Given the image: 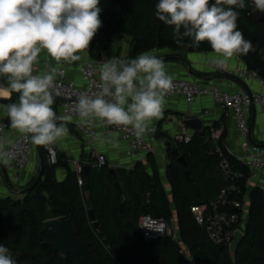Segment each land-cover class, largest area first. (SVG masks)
<instances>
[{"label":"trees","instance_id":"obj_1","mask_svg":"<svg viewBox=\"0 0 264 264\" xmlns=\"http://www.w3.org/2000/svg\"><path fill=\"white\" fill-rule=\"evenodd\" d=\"M157 2L101 0L103 25L87 48L90 54L96 58L95 50L106 49L111 55L112 38L118 33L133 38L134 47L129 52V59L141 52L159 49L172 51L158 57L164 63L185 61V52H213L207 41L194 46L191 38L185 37L183 43L178 44L173 38V28L156 17ZM245 2L244 9H235L240 13L238 30L251 41L253 49L247 55L237 56L249 69L264 77V12L257 10L252 0ZM106 21H109L108 25ZM204 141L195 134L189 143H179L187 166L169 150L171 163L166 175L172 199L165 190L152 155L147 158L152 174L139 161L130 170H115L113 178L108 165L91 166L88 175L84 172L78 175L63 154L58 155L57 164L50 165L44 147L40 146L45 163L40 173L23 190L21 197L0 198V243L12 251L16 264H85L79 254L64 256L53 248L45 223L61 219L73 223L77 237L90 251L93 264H190L188 256L193 264H264L262 188L254 187L248 191L242 183L243 195L248 193L249 209L243 229L245 238L235 261L228 246L212 242L205 227L195 219L192 207L209 205L222 186L220 159L217 154H208L204 150ZM222 144L226 151L224 140ZM229 158L233 168L248 175L247 168L239 160L230 155ZM59 167L67 170V177L62 181L56 177ZM186 170L190 171L189 179L185 176ZM115 182L120 183L121 190ZM243 198L238 197L244 203ZM91 210L100 231L92 227ZM174 212L177 213L179 241L165 238L162 242H146L139 229L140 217L151 215L169 220ZM183 246L188 254L183 252Z\"/></svg>","mask_w":264,"mask_h":264},{"label":"clouds","instance_id":"obj_2","mask_svg":"<svg viewBox=\"0 0 264 264\" xmlns=\"http://www.w3.org/2000/svg\"><path fill=\"white\" fill-rule=\"evenodd\" d=\"M100 2L0 0V76L8 81V88L0 90V98L10 100L12 93L19 94L18 102L4 106L7 117L11 128L30 135L36 146L54 145L65 137L72 115L58 116L53 108L55 80L63 75L62 69L50 67L43 75H33V66L43 50L57 64L79 61L78 53L89 48L103 25ZM252 3L264 12V0ZM245 7V0H158L155 14L173 28L178 44L185 37L191 38L194 46L207 41L215 53L211 63L224 67L234 56L247 55L253 49L251 41L238 30L240 13L235 9ZM99 74L98 90L80 94L74 101L81 122L96 119L108 125L130 126L137 137L148 133L174 88L164 61L150 51L131 59L105 58ZM6 144L5 137L0 136V164L4 166L13 159ZM0 264H16L12 251L2 243Z\"/></svg>","mask_w":264,"mask_h":264},{"label":"built area","instance_id":"obj_3","mask_svg":"<svg viewBox=\"0 0 264 264\" xmlns=\"http://www.w3.org/2000/svg\"><path fill=\"white\" fill-rule=\"evenodd\" d=\"M214 1L212 0V2ZM252 12H255V10H252ZM250 14L248 13V15ZM100 64L101 62L96 58H90L78 64L79 81L68 78L69 69L67 66L58 67V69H62L63 75H57L56 77L54 95L56 98L60 97L66 100L61 102L59 115H72V123L76 132L82 135L90 144L97 142L99 127L104 126L105 135L112 133L120 143L122 142L126 145L124 149L126 158L139 162L144 161L148 155H156L157 147L150 141V138L156 133L154 127L150 126L151 130L148 133L137 137L130 126L108 125L106 122L96 119H90L89 122L84 123L81 122V118L74 111V101L80 94H91L98 90ZM212 66L216 72L221 74L228 73L236 76L245 84L255 83L263 89V91L252 92L235 88V83L228 79H224L221 83L208 82L204 79H173L174 88L166 96V99L176 96L182 97L189 105H192L199 97L209 96L216 105L223 109L226 118L234 120L240 133L243 155L237 160L247 168L248 175L241 170L233 168L229 158V155H232L227 150L225 151L221 142L223 131L211 127L209 138L211 139L213 152L220 159L219 172L222 186L218 196L209 205L192 207L197 223L205 227L210 240L217 245L228 246L233 241L234 233L237 230L243 231L248 216V193L243 195L242 183H244V188L248 191L254 187H260L264 190V186L259 185L258 181L264 172V146L253 143L250 125L252 111L255 108L264 111V77L257 71L243 65L217 67L212 64ZM39 71V65L34 64L33 75H41ZM3 88L4 85L0 77V90ZM57 91L58 95H56ZM0 136L5 137L6 146H10L13 152L10 168L16 172H22L30 162L35 150V145L31 143L30 135L14 133L0 116ZM192 137L190 135L177 136L182 141L181 143H189ZM44 150L47 162L50 165L57 164V149L50 145L44 147ZM85 165L79 161H74L73 169L80 175L84 172L83 167ZM89 165L94 167L106 166V155L104 153L98 154L96 160L89 163ZM239 196H244V203L238 199ZM139 229L146 242L160 241L165 238H173L179 241L180 238L177 218L174 215L169 220L143 215L139 219ZM188 259L190 264H193L190 256H188Z\"/></svg>","mask_w":264,"mask_h":264},{"label":"crops","instance_id":"obj_4","mask_svg":"<svg viewBox=\"0 0 264 264\" xmlns=\"http://www.w3.org/2000/svg\"><path fill=\"white\" fill-rule=\"evenodd\" d=\"M131 49L128 45L118 48L112 54L108 55L106 49L95 50L96 59L101 63L105 58L118 57L121 59H129V52ZM171 53V52H169ZM166 53L165 55L169 54ZM186 60L177 62H165V70L170 74L173 79H188L197 80L204 79L208 82L221 83L224 81L223 74L214 71L211 58L215 56L213 52L197 51V52H185ZM78 55L81 59L72 64L57 62L52 59L46 52L41 51L38 56L36 65L40 67V74L43 75L50 71V67L58 68L60 66H67L69 69L68 78L70 80H80V75L77 72V65L94 58L88 49L79 52ZM162 57V56H158ZM227 65H243L246 66L243 60L234 56L231 58ZM3 82L4 88H8V81L6 77L0 76ZM234 82V81H233ZM235 83V82H234ZM247 91L259 92L263 91L260 86L255 83L246 84ZM235 88L244 89L241 85L235 83ZM2 89V90H3ZM245 90V89H244ZM19 94L12 93L11 99H1L0 104V116L6 122L10 129L14 133H19L16 129L11 128L10 120L7 117L6 108L4 107L8 103L18 102ZM165 105L162 115L159 119H155L151 122L152 127L156 129L155 135L150 138V141L157 147V154L152 155V159L155 161L164 186L169 187V183L165 184L164 181L168 180L166 175L167 167L171 163V157L169 155V149L167 148V142H172L174 147H178L182 141L177 136L197 134V130L184 124V121L189 118L198 117L203 120L205 127L206 137H210L211 127L221 129L223 131L222 141L224 140V146L226 150L235 159L241 157L243 152L241 151L242 138L237 130L236 124L233 119L226 118L223 113V109L216 105L212 98L209 96H202L189 105L182 97L176 96L171 99L165 98ZM62 101L56 100L53 105L54 110L59 116L60 105ZM59 123V121H58ZM251 125V139L253 143L260 146H264V111L255 108L250 117ZM68 134L62 137L53 146L57 149L58 155L63 154L64 159L68 162L71 168H73V162L79 161L82 164H89L94 162L97 155L104 153L107 157V165L112 169L118 170H130L138 161L126 158L124 155V149L126 145L120 143L115 136L111 133L105 135V127H99V137L96 143L90 144L82 135L76 132L72 121L67 123ZM206 140V139H205ZM148 156L143 162L148 167V172L152 174L149 168ZM41 152L40 146L35 145L34 153L30 162L22 172L13 171L8 166L0 165V198L12 197L17 199L21 197L23 190L36 177L41 171ZM56 177L59 181L64 180L67 177V170L65 167H59L56 170ZM259 185L264 186V172L261 174ZM168 182V181H167ZM171 188V187H170ZM175 210V208H173ZM183 252L187 253V248L183 246Z\"/></svg>","mask_w":264,"mask_h":264},{"label":"water","instance_id":"obj_5","mask_svg":"<svg viewBox=\"0 0 264 264\" xmlns=\"http://www.w3.org/2000/svg\"><path fill=\"white\" fill-rule=\"evenodd\" d=\"M262 21L264 22V14H263V19ZM106 24H109V21H106ZM223 77L225 79L234 81L235 83L241 85L245 90H247L246 84L237 78L236 76L230 75L228 73L223 74ZM56 100L59 101H66L64 98H55ZM184 124L197 130V134L200 138H202L204 141L203 143V148L208 154H213V149L211 147V139L206 137L205 134V127H204V122L203 120L199 119L198 117H193L186 119L184 121ZM167 148L171 151V154L175 156L178 161L183 164L184 166H187V161L184 158L183 155H181V151L179 147H174L172 142H167L166 144ZM44 161L41 159V170L44 167ZM91 170V165H85L83 167V171L85 175H88V173ZM110 173L113 178H115L116 172L115 169H111ZM185 176L189 179L190 178V171L186 170L185 171ZM115 186L121 190V186L119 182H115ZM124 204H122V207ZM90 215L93 219L92 222V227L100 231V226L97 221H95V216L93 213V210L90 211ZM45 229L49 232L51 238H52V245L53 248L61 253L64 256H68L71 253L79 254L82 257V261L85 264H93L90 258V251L88 247L85 245L83 241H81L76 234L75 228L73 223L70 220H61V219H51L46 221L45 223ZM245 238V233L241 230H237L234 233V238L233 241L228 245V250L230 253V256L233 261H235L236 253L238 251V248L241 244V242ZM162 242V240L160 241Z\"/></svg>","mask_w":264,"mask_h":264},{"label":"rangeland","instance_id":"obj_6","mask_svg":"<svg viewBox=\"0 0 264 264\" xmlns=\"http://www.w3.org/2000/svg\"><path fill=\"white\" fill-rule=\"evenodd\" d=\"M126 45H128L130 49H132L134 47V41H133L132 37L118 33V34H115V36L112 38V49H114V51L117 50L118 48L122 49V47H124ZM169 52H172L171 49H159V50L151 51V53L156 55L157 57L158 56H164L166 53H169ZM169 155H170V152H169ZM167 181L168 180L164 181L165 184L169 183V181L168 182ZM170 187H171L170 184H169V187L167 186V188L165 186V190H166L167 194L170 196V198L172 199ZM172 206H174V205H172ZM174 215H175V218H177L176 212H174Z\"/></svg>","mask_w":264,"mask_h":264}]
</instances>
